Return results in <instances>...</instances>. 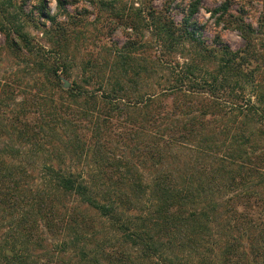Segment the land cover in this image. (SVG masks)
Listing matches in <instances>:
<instances>
[{
    "label": "trees",
    "instance_id": "16d2710c",
    "mask_svg": "<svg viewBox=\"0 0 264 264\" xmlns=\"http://www.w3.org/2000/svg\"><path fill=\"white\" fill-rule=\"evenodd\" d=\"M94 1L124 38L78 60L67 0H0V264H264V0L210 10L238 46L203 0Z\"/></svg>",
    "mask_w": 264,
    "mask_h": 264
},
{
    "label": "rangeland",
    "instance_id": "374dc122",
    "mask_svg": "<svg viewBox=\"0 0 264 264\" xmlns=\"http://www.w3.org/2000/svg\"><path fill=\"white\" fill-rule=\"evenodd\" d=\"M69 9L76 15L78 19L81 20V23L76 26L74 29H69L71 31V39L73 37L72 45L69 47L68 53L73 57H76L78 60L81 59L82 56L89 52H97L105 42H109L110 38L115 39H123L121 30H117L114 33H111L109 27L111 22H113L109 16L105 15V13L100 12L95 6L94 0H67ZM224 0H203L202 7L199 13L195 16L197 21L203 27L204 35L207 37L213 38L214 35L219 32L222 38L233 46H238L241 42V38L237 32L223 30L221 27H217L215 25V17H213L212 12L210 11L213 8L218 7L221 2ZM161 0H159L158 5L161 6ZM189 0H179L176 2L174 14L176 19H181L183 16V10H186L187 4ZM240 2L239 0L237 1ZM251 3L249 7V11L252 13L250 19L255 20L258 16V12L261 8V4L259 1L249 0ZM25 8L27 11H32L34 14L39 16V20L41 22H46L45 18L40 16L41 12V3L38 0H26ZM45 9L51 13H55L57 7V0H44ZM237 3L235 4V6ZM45 12V11H44ZM42 29L31 28V32L33 35L38 37L42 43L49 44V39L45 34L42 33ZM0 44H3L2 37L0 36ZM51 48V47H50ZM62 49H55V53L61 52ZM20 64H24L20 62ZM12 65L14 66L12 69ZM19 65V62L12 61L11 58L7 56V54L3 51L0 54V78L9 79L8 77L11 75L13 70L16 71L24 70L23 65ZM24 78L20 80L19 84H21V90L25 85L29 84L33 85V82L29 79L31 77L30 73L25 70L22 72ZM18 81V79H17ZM19 84H15L18 86ZM36 88V87H35ZM28 90V89H27ZM46 238L47 245L45 254L49 256H59L64 247L63 243H60V237H53L47 234ZM41 253L40 255H43Z\"/></svg>",
    "mask_w": 264,
    "mask_h": 264
},
{
    "label": "water",
    "instance_id": "95a60500",
    "mask_svg": "<svg viewBox=\"0 0 264 264\" xmlns=\"http://www.w3.org/2000/svg\"><path fill=\"white\" fill-rule=\"evenodd\" d=\"M64 81H65V87L69 86L70 82L67 79H65Z\"/></svg>",
    "mask_w": 264,
    "mask_h": 264
}]
</instances>
